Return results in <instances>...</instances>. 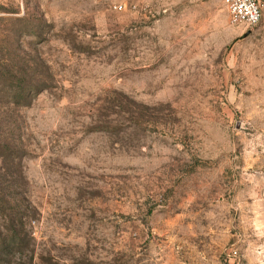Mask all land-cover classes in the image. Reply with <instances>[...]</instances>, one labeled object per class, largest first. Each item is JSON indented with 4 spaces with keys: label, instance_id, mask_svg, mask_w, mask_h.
<instances>
[{
    "label": "rangeland",
    "instance_id": "1",
    "mask_svg": "<svg viewBox=\"0 0 264 264\" xmlns=\"http://www.w3.org/2000/svg\"><path fill=\"white\" fill-rule=\"evenodd\" d=\"M0 0V264H264V0Z\"/></svg>",
    "mask_w": 264,
    "mask_h": 264
},
{
    "label": "built area",
    "instance_id": "2",
    "mask_svg": "<svg viewBox=\"0 0 264 264\" xmlns=\"http://www.w3.org/2000/svg\"><path fill=\"white\" fill-rule=\"evenodd\" d=\"M230 22L247 28L257 26L262 19L260 0H223Z\"/></svg>",
    "mask_w": 264,
    "mask_h": 264
}]
</instances>
